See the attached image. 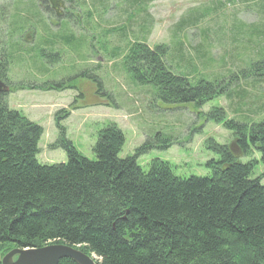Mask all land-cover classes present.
Segmentation results:
<instances>
[{"label": "trees", "instance_id": "1", "mask_svg": "<svg viewBox=\"0 0 264 264\" xmlns=\"http://www.w3.org/2000/svg\"><path fill=\"white\" fill-rule=\"evenodd\" d=\"M152 1L128 2L141 7ZM29 8L25 12L32 11V18L39 16L33 5ZM20 20L35 26L20 17L17 27ZM65 24L45 30L31 58L59 61L57 54L40 52V47L80 49L84 38L74 40ZM12 48L11 43H0V257L15 248L65 244L93 254L99 264H264V186L260 178H252L255 161L240 160L253 148L264 167V120L257 125L225 123L220 109L212 111L214 122L232 131L239 153L208 141L206 150L217 156L206 163L208 175L180 178L167 162L154 160L147 171L136 162L150 150L167 149L170 138L157 134L133 156L120 159L124 137L116 126L108 125L98 133L94 158L88 160L66 140L64 128L57 124L58 114L56 147L65 152L66 162L41 165L36 156L42 129L9 110L7 94L68 87L63 83L11 86L7 73L16 53ZM257 49L259 61L251 66L264 74V46ZM124 55L122 63L132 69L134 82L150 86L163 105L200 107L222 93L217 81L174 74L163 47L147 50L144 43L135 42ZM175 60L180 58L176 55Z\"/></svg>", "mask_w": 264, "mask_h": 264}, {"label": "rangeland", "instance_id": "2", "mask_svg": "<svg viewBox=\"0 0 264 264\" xmlns=\"http://www.w3.org/2000/svg\"><path fill=\"white\" fill-rule=\"evenodd\" d=\"M128 1L0 0V43L16 48L8 83L68 87L9 91L7 107L42 129L36 156L41 165L66 162L65 152L56 147L59 131L54 118L59 114L57 124L64 128L66 140L88 160L94 158L98 133L114 125L124 137L120 159L133 156L159 134L171 144L139 156L136 162L143 171L159 160L170 164L176 177L207 176L206 163L217 159L206 150L208 141L239 153L232 131L214 122L212 111L220 109L225 123L257 125L264 120V74L251 66L259 61L257 45L264 46V0H155L141 7H131ZM30 5L39 16L25 12ZM20 17L35 26L20 20L17 27ZM61 23L74 40L84 38L83 46L75 52L40 47V52L57 54L58 62L31 58L45 30L55 31ZM135 42L144 43L147 50L163 47L174 74L217 81L222 93L200 107L159 103L153 89L134 82L132 69L122 63L124 52ZM251 150L240 160L255 161L252 178H260L264 186L260 155Z\"/></svg>", "mask_w": 264, "mask_h": 264}, {"label": "water", "instance_id": "3", "mask_svg": "<svg viewBox=\"0 0 264 264\" xmlns=\"http://www.w3.org/2000/svg\"><path fill=\"white\" fill-rule=\"evenodd\" d=\"M62 260H70L74 264H99L93 254L86 255L65 244H50L35 249L15 248L1 258L0 264H58Z\"/></svg>", "mask_w": 264, "mask_h": 264}]
</instances>
